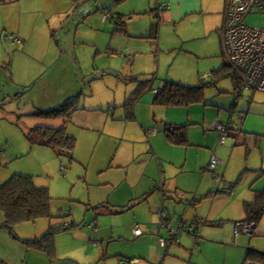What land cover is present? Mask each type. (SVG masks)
Returning <instances> with one entry per match:
<instances>
[{
	"label": "rangeland",
	"instance_id": "obj_1",
	"mask_svg": "<svg viewBox=\"0 0 264 264\" xmlns=\"http://www.w3.org/2000/svg\"><path fill=\"white\" fill-rule=\"evenodd\" d=\"M151 1L79 0L72 11L69 9V13L75 16V26L81 22L79 30L75 26L72 31L69 29L68 15L64 12L65 17L60 20L57 30L58 38H51V43L45 44L43 50L36 45V50H28L29 52L22 54L17 60L19 80L8 86L9 91H17L8 92L9 95H6L0 89V140L6 141L9 137L11 146L7 149L19 153H22L24 140H27L23 129L28 130L27 127L32 122L35 124L40 119L27 112L32 111L36 105L58 106L73 95L78 97L77 104L80 109L69 120L66 121L62 116L50 120L54 127L63 126L66 122L68 130L76 135L75 159L71 161L68 157H60L50 147L41 155L36 149L32 151L29 146L24 150V156L9 160V165L15 169L13 171H38L36 178L39 183L50 187L53 213H59L60 208L70 210L71 214L66 218L75 219L80 225H86L93 219L95 208L101 207L97 205L106 206L108 202L128 203L132 198L133 190L139 186L132 181L138 179L139 167L143 166L140 159L144 146H150L149 131L144 129V124L149 130L155 129V145L161 157L176 161L182 158L183 163L187 146L174 145L167 141L163 131L167 123H182L190 117L193 121H199V124L191 123L189 126L192 129V142L197 143L204 131V110L208 109L210 115L205 128L216 132L215 121H222L221 117L229 118L230 112L226 107L230 110L232 103L238 98L237 108L243 111L249 109L251 115L241 121L236 114L233 117L235 123L238 126L243 124L245 129L257 126L264 131V92L256 91L249 105L253 90H246L239 97L235 84L228 77H218L217 73L213 75V70L221 68L225 63L218 34L223 12L219 8L220 0H205L202 3V13L191 14L182 21L166 18L165 11L158 16L152 11L155 0ZM24 4L28 10L53 8V0H25ZM106 11L116 15L118 12L125 14L126 24L117 26V17L105 23L102 20ZM35 12L29 10L25 14L24 25H30L37 17ZM9 14L13 16V12ZM55 19L56 17L51 21L55 22ZM245 22L252 27H264V13L249 14ZM61 32L69 35L72 32L71 39L64 35L62 40ZM58 39L61 46L57 43ZM43 51L44 54H40ZM45 62L52 63L58 70L51 75L48 70L45 75ZM67 63L72 69L67 67ZM73 68L75 74L79 73V80L75 74L66 77L67 71ZM96 70H109V73L100 79L87 82L91 77L90 73ZM209 72L212 74L206 77ZM128 76L152 79L143 90L140 101L135 103L136 118H128L123 105L127 94L138 84L137 80H127ZM166 80L192 85L209 83L205 88V95L214 99L212 102L215 105L206 106L203 102H198L193 103L191 108L184 104L175 106L154 103L159 86H163ZM260 140L264 146V137H259V142ZM181 146H185L184 151ZM191 148L196 156L203 154L199 152L196 144L191 145ZM49 154L54 158L53 164L50 162L48 166L45 161ZM250 155L246 149L243 153L238 150L227 168L226 176L232 178L224 179L232 182L234 186L236 184L237 187L246 189L260 176L254 184L264 187V171L254 170L255 167H260V162L250 158ZM112 162L115 165L110 166ZM240 164L241 167L237 169ZM66 165L69 168L63 173ZM212 187L219 188L215 181ZM179 196L186 202L192 200L194 194L179 191ZM217 196L212 194V197ZM219 196L222 197L220 194ZM226 197L219 198L216 207L212 209L215 216L219 217L216 218L218 220L233 212L231 196ZM121 215L108 217L107 221L120 223ZM221 226L224 227L222 224ZM0 231L5 232L3 229Z\"/></svg>",
	"mask_w": 264,
	"mask_h": 264
},
{
	"label": "crops",
	"instance_id": "obj_2",
	"mask_svg": "<svg viewBox=\"0 0 264 264\" xmlns=\"http://www.w3.org/2000/svg\"><path fill=\"white\" fill-rule=\"evenodd\" d=\"M24 1L25 0H0V89H2L6 95H9L8 92L14 93L17 91H9L8 86L10 83L16 84L19 80L17 77L19 72L17 60L22 57V54H26L29 52L28 50H34L36 45L40 50H43L45 44L51 43V38H58L57 30L60 25V20L65 17L64 12L68 15L67 22H70L69 29L71 31L76 23L73 22L75 16L73 13H69V9L71 8L72 11L75 3L79 0H53V8L50 10H41L38 8L29 9L34 12L39 11L35 12L37 17L32 20L30 25H24V16L29 11ZM39 1L43 2V0ZM158 1L165 5L160 8ZM204 1L205 0H155V8H153L152 11L157 15H161V13L165 11L166 18L182 21L191 14L202 13V3ZM225 2L226 0L219 1L220 11H223L222 23ZM40 7L43 6L41 5ZM97 8L99 7L97 6ZM6 10L9 11L5 13ZM9 12H13V16H11ZM88 15H90V13H88ZM122 16H125V14H122ZM54 17H56L55 22L51 21ZM116 17L117 15L114 14V16L107 21H111V19ZM118 19L117 17L116 24ZM107 21H105V23ZM80 24L81 22H78L75 26L78 30ZM125 24L126 21L123 25ZM77 29L75 28V30ZM154 29L155 28H153V30ZM61 33L63 34L62 40L64 35L71 39L73 34L72 32L70 35L65 32ZM218 34H220V32ZM11 35L17 36L18 40H14ZM219 37L222 53L221 34ZM57 43L61 46V41L59 39ZM40 54H44V51ZM46 54H48V52ZM67 65V67L72 69L69 63H67ZM44 66L45 75L48 70H50L48 71L50 75L58 70L52 63L45 62ZM229 67L230 66L227 64L226 69ZM226 69L214 71L213 75L217 73L218 77H228L235 84L230 76L231 67L230 70ZM98 72L101 71L96 70L92 74L90 73V76L92 77ZM72 74H75L74 68L73 70L67 71L66 77L73 76ZM112 74L118 75L115 72ZM207 74L210 75L212 73L209 72ZM105 75L107 74L92 80L88 79L87 82L100 79ZM75 77L79 80V73H76ZM129 78L132 80L135 79L131 76L126 77L127 80ZM148 86L149 85L146 87ZM161 87L162 86H159L156 95L159 93ZM244 92L239 95V97L242 96ZM129 94H127L126 99ZM254 94L255 92L249 100V105H251L254 99ZM75 96L76 95L71 97L68 96L69 98L67 97L68 99L66 101ZM140 98L141 96L134 100L131 108L126 109L125 107L128 118H136L134 106L136 102L140 101ZM0 100L2 99L0 98ZM236 100L232 103L230 110L226 107L227 111L230 112L229 118L222 119L218 114V117H221V123L231 125L229 130L230 133H228V137L223 144L220 143L217 131L215 132L211 128H205L209 122L207 118L210 117L207 112L208 109L204 110L205 114L202 118L204 121V131L197 143L192 142V129L189 126L191 123L199 124V121H193L191 117L182 123H171L187 126L188 142L175 143L168 137L167 132L164 130L165 128L163 129L169 143L187 146L184 163L182 158L176 161L161 157V153L157 150L155 145V129L149 130L147 125L144 124V129L147 132L149 131L148 142L150 146H144L143 156L140 159L143 166L139 167L138 179L132 181V183L137 182L136 184H139V186L133 190L134 193L132 192V198L128 203L113 204L108 202V205L105 204L106 206L101 204L97 205L101 207L95 208L96 214L93 215L94 217L91 216L93 219H90L91 221L89 223L80 225L76 222L78 224L77 226L57 236L53 254L30 247L23 240L41 236L48 230L51 224L64 219L63 217L62 219L58 217H45L23 222L15 228L14 233L18 237H13L7 228L0 226V229L5 231H0V264H122L125 262L128 264H264V260L262 259L247 257L249 251H260L264 253V215L256 222L248 218L244 210L245 203L253 200L255 190L264 188L257 187L260 185L254 184L260 176L251 182L249 188L237 187L235 184L231 192H223L221 190V192L217 194V197H212V192L217 193L218 191V189L212 187L213 181L217 183L218 178L220 186L230 183V181L224 178H232L231 176H226L227 168L230 166L232 158L237 154L238 150L242 153L245 149L250 152V158L260 162V167H255L254 170L258 172L264 171V146L261 140L259 142V137H264V131H261L262 129L257 126L251 129H245L243 124L238 126L235 123V119H233L234 115L238 114L241 121H244L246 116L248 117L251 115L248 112L249 109L243 111V109L237 108L239 99L237 98ZM154 103L173 104L175 106L183 105L167 101L161 103L155 100ZM191 105H193V103L188 104L187 107H191ZM49 107H53V105L46 107L36 105L32 111L27 113L33 114L35 108ZM253 115L257 116L256 114ZM50 120L51 118H40L37 123L34 124V122H32L30 126L27 127L28 130L23 129L27 140H24L25 147L22 153L7 149L11 146L9 137L6 141L0 140V185L7 181L13 174L24 173L33 176L37 185L49 187L48 185L39 183L36 178V176H38V171L36 173L20 170L13 171L15 169L9 165V160L24 156V150L28 149L29 146L30 149L32 148V151L36 149V152L41 155L46 152L47 149H50L51 147L43 144L40 137L36 134L33 133L27 137V132H31L32 127L37 124L53 126ZM64 124L67 126L66 122H64ZM168 124L169 123L166 125ZM55 127L57 126L55 125ZM70 133L76 136L74 133ZM10 138H12V135ZM195 144L199 146V148H197L199 152L203 153L201 156H196L192 151L193 148H191V145ZM181 149L184 151L185 146H181ZM191 151L192 153L189 156ZM28 153H30V151ZM214 155L217 156L219 162L215 165L214 169H208ZM53 158L51 154H49V158L46 157L45 162L48 166L50 162L53 164ZM39 164L41 165V160ZM113 165H115V162L110 164V166ZM240 167L241 164L237 169ZM68 168L69 166L66 167V171L63 173H66ZM47 175L49 176V174ZM63 176H66V174ZM262 184L264 185V183ZM179 191L193 192L194 196L192 200L185 202L184 198L179 196ZM219 194L222 197L231 196L230 200L233 202V212L230 216L225 215L218 220L216 218L219 217L215 216L212 209L216 207L215 205L218 199L222 198ZM101 200L106 202L104 197H101ZM93 203L96 204L94 201ZM165 209L168 210L166 211L168 213L166 219L163 218L160 213L161 210ZM59 213L64 216V214H71V211L60 208ZM118 214H122L120 216L122 222L115 224L107 221L108 217ZM56 215H58V213ZM97 218H100V220ZM47 219L49 220L47 221ZM65 220L76 221L75 219L67 218H65ZM241 220L250 221V226L252 227L251 233H247L246 231L237 233L238 222ZM3 221L4 214L0 208V223ZM135 224H138L141 228V235L134 234ZM186 224L193 226L194 229L191 230L188 227H181V225L185 226ZM221 224L224 225V227H220ZM174 229H176V234L170 237Z\"/></svg>",
	"mask_w": 264,
	"mask_h": 264
},
{
	"label": "trees",
	"instance_id": "obj_3",
	"mask_svg": "<svg viewBox=\"0 0 264 264\" xmlns=\"http://www.w3.org/2000/svg\"><path fill=\"white\" fill-rule=\"evenodd\" d=\"M159 15L160 14H158V16ZM117 17L119 18L117 20V25L121 27V25L125 23L124 16H122L121 13H117ZM220 29L221 27L218 29L219 32ZM226 65L227 63H224L221 68L214 69L213 72L226 69ZM227 69L230 70V67ZM133 78H135L133 80H137L138 84L136 89L129 94L124 103L126 109L132 107L134 100L141 96L142 90L152 81V79H139L136 76H133ZM208 84L201 83L192 85L183 83L182 81L166 80L159 93L156 95L155 101L161 103L167 101L187 105L203 102L206 106L215 105L212 102L214 99L206 97L205 95V88ZM77 99L78 97L75 96L58 106L35 108L33 114L43 119H52L53 117L62 116L69 120L73 113L80 109L77 104ZM164 130L167 132L168 137L175 143L188 142L186 125L169 123L165 126ZM33 133L40 137L41 142L50 146L60 157H68L71 161L75 159L74 150L77 138L68 131L65 124L57 127L37 124L32 127L27 137ZM52 200L53 197L49 187L37 185L34 177L31 175L15 173L0 185V208L4 214V221L0 223V226L7 228L13 237H18L14 233L15 228L23 222L45 217H58L60 219L63 217L64 219L51 224L48 230L41 236L22 239L30 247L53 254L57 236L71 230L78 224L76 221L65 220L66 216L70 214H64V216L60 213H58V215L54 214L52 211ZM244 210L248 218L256 222L261 219L264 215V188L255 190L253 200L245 203ZM247 257L264 260V253L260 251H249Z\"/></svg>",
	"mask_w": 264,
	"mask_h": 264
},
{
	"label": "built area",
	"instance_id": "obj_4",
	"mask_svg": "<svg viewBox=\"0 0 264 264\" xmlns=\"http://www.w3.org/2000/svg\"><path fill=\"white\" fill-rule=\"evenodd\" d=\"M162 8L165 4L158 1ZM264 13V0H226L223 23L220 29L222 39V54L226 63L231 67V78L235 82L236 91L241 95L246 90L264 92V27H252L245 22L246 17L252 13ZM114 16L106 11L103 20ZM14 40L18 37L11 35ZM209 75V74H208ZM206 75V77L208 76ZM243 115V114H242ZM215 129L219 133L220 142L224 143L228 137L231 125L215 122ZM219 162L216 155L211 159L209 169H214ZM217 180H219L217 178ZM233 184H224V189L231 191ZM168 210H161L163 218L168 217ZM168 220V219H167ZM166 220V222H167ZM193 230V226L188 225ZM237 233L240 231L252 232L250 221L238 222ZM134 234L141 235L142 230L135 224ZM176 229L170 237L175 236Z\"/></svg>",
	"mask_w": 264,
	"mask_h": 264
},
{
	"label": "clouds",
	"instance_id": "obj_5",
	"mask_svg": "<svg viewBox=\"0 0 264 264\" xmlns=\"http://www.w3.org/2000/svg\"><path fill=\"white\" fill-rule=\"evenodd\" d=\"M206 75H208V74H206ZM208 76H209V75H208ZM208 76H207V77H208ZM215 130H216V129H215ZM216 131H217V130H216ZM217 132H218V131H217ZM229 133H230V132H229ZM218 134H219V133H218ZM220 143H221V142H220ZM222 144H223V143H222ZM218 160H219V159H218ZM209 165H210V164H209ZM208 169H209V167H208ZM230 183L233 184L232 182H230ZM217 185H218L219 188H218L217 193H215V196H217V194H218L219 192H221V190H222L223 192H231V191H227V190H225V189H224V185L220 186V181H219V180H217ZM233 185H234V184H233ZM233 185H232V186H233ZM232 189H233V187H232ZM232 189H231V190H232ZM212 194H213V192H212ZM188 225H189V224H186L185 226H184V225H181V227H188Z\"/></svg>",
	"mask_w": 264,
	"mask_h": 264
},
{
	"label": "water",
	"instance_id": "obj_6",
	"mask_svg": "<svg viewBox=\"0 0 264 264\" xmlns=\"http://www.w3.org/2000/svg\"><path fill=\"white\" fill-rule=\"evenodd\" d=\"M108 73H109V70H102L101 72H98V73L94 74L92 77H90V78H88V79L92 80V79H95V78L101 77V76H103L104 74H108ZM111 73H112V72H111ZM122 264H128V263L125 262V263H122Z\"/></svg>",
	"mask_w": 264,
	"mask_h": 264
}]
</instances>
